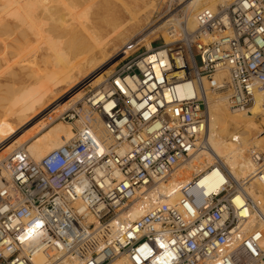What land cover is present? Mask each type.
Masks as SVG:
<instances>
[{
	"label": "built area",
	"instance_id": "built-area-1",
	"mask_svg": "<svg viewBox=\"0 0 264 264\" xmlns=\"http://www.w3.org/2000/svg\"><path fill=\"white\" fill-rule=\"evenodd\" d=\"M179 20V40L150 42L56 113L79 122L66 142L38 161L25 147L3 159L0 264H33L37 251L76 264L121 255L131 264H264V228L249 227L253 201L240 184L207 195L188 184L172 204L159 193L197 149L208 98L225 89L242 112L264 87V0L203 8L192 30ZM249 158L264 176V150ZM136 205L142 213L130 219Z\"/></svg>",
	"mask_w": 264,
	"mask_h": 264
},
{
	"label": "bare ground",
	"instance_id": "bare-ground-1",
	"mask_svg": "<svg viewBox=\"0 0 264 264\" xmlns=\"http://www.w3.org/2000/svg\"><path fill=\"white\" fill-rule=\"evenodd\" d=\"M164 1L118 0L123 7L120 11V6L112 0H0V185L1 177H7L2 161L11 151L25 147L30 157L38 161L72 137L71 124L53 123L52 118L59 110L81 100V92L74 88L81 78L99 72L111 53L124 47L122 53L130 51L136 43L150 49L149 38L155 30L149 27L143 30L139 34L147 30L143 40L144 35L134 43L132 38L155 19ZM186 1L177 9H169L165 21L156 25L163 44L179 40L181 28L176 13L181 8L185 28L192 30L200 9L215 11L233 0ZM77 36H82L84 42L75 48L70 42L78 39ZM225 75L216 77L221 79ZM92 77L98 84L103 75L99 72ZM4 83L9 85L3 87ZM208 104L204 137L192 155L178 163L167 181L159 184L162 201L175 203L180 189L188 184L194 193L201 189L207 195L219 191L223 183L233 181L253 201L249 227L264 228V176L254 174L253 164L246 155L250 147L264 149V87L255 92L242 112L229 108L225 89L209 97ZM85 115L87 111L83 108L82 118ZM93 117L94 129L101 135V120L96 115ZM238 127H242L239 133L235 132ZM254 132L257 136L250 143L248 138ZM141 213V206H134L130 219ZM31 261L76 264L59 254L48 256L41 251L35 252ZM107 264L131 262L121 255Z\"/></svg>",
	"mask_w": 264,
	"mask_h": 264
},
{
	"label": "rangeland",
	"instance_id": "rangeland-1",
	"mask_svg": "<svg viewBox=\"0 0 264 264\" xmlns=\"http://www.w3.org/2000/svg\"><path fill=\"white\" fill-rule=\"evenodd\" d=\"M120 1V0H119ZM188 1H191L192 3H193V1L192 0H188ZM112 2L116 5V6H120V8H119V10L120 11H122L123 10V7H121V5H120V2H118V0H112ZM185 2H187L186 0H165L164 2H163V4H162V6H161V8H160V10H159V12H158V14L156 15V17H155V19L152 21V22H150L146 27H144L143 29H141L137 34H135L134 36H133V42H131L132 41V39H131V43H134V41H136L137 40V38L139 39L142 35H144L145 34V32L147 31H145L144 33H142V35H140L139 36V34L143 31V30H145V29H147L148 27H149V29H153V30H155L156 32L151 36V38H150V42H151V45L152 46H157V45H159L161 42H162V39H161V36H160V33L159 32H157V30H156V25H158V24H160L161 22H163V21H165V17H164V15L168 12V10L169 9H171V10H174V9H177V8H179L181 5H183ZM192 3H191V5H192ZM201 10V9H200ZM181 12H182V8L176 13V15L178 16V18L179 19H182L183 18V15L181 14ZM161 17V18H160ZM173 24H175V23H173ZM178 27V26H177ZM80 28V27H79ZM78 29V28H77ZM81 29V28H80ZM148 29V30H149ZM81 32H83V31H81ZM146 35H144L143 37H142V40H143V38L145 37ZM32 37H34V36H32ZM31 37V38H32ZM78 37V39H76V37L75 38H73V40H75V41H73V42H70L71 43V46L73 47V45H74V47L75 48H77V47H79V45L81 46V42L83 41L84 42V40H83V38H82V36H77ZM148 37V36H147ZM73 44V45H72ZM123 49H125V47L123 48ZM122 49V50H123ZM122 50H120L119 52L117 51L116 53H111L110 55V57L108 58V60L102 65V68H100V70H99V72H102V75L103 76H105L106 74H109V73H111L122 61H124L125 59H127V58H130V57H132V56H134V55H136V54H139V53H141V52H143L144 50H145V46L143 45V43H136V45L134 46V48L133 49H131L130 51H125L124 53H122ZM62 64H66L65 62L63 63L62 62ZM104 71V72H103ZM97 70L96 71H94L93 73H90L87 77H84V78H81V81H80V83H78L77 85H76V88H74V91H75V89H76V92L77 91H80L81 92V96H83V94H84V92L85 91H87L88 89H90L92 86H93V84H95L96 85V83L93 81V77L92 76H94L95 75V73H99ZM9 84H7V83H4L3 84V87H7ZM73 92V91H72ZM7 96V95H6ZM5 96V97H6ZM61 100H59V101H57L54 105H56V104H58L59 102H60ZM69 103V102H68ZM53 105V106H54ZM47 112V111H46ZM43 114H45V113H43ZM42 114V115H43ZM53 120V119H52ZM54 122L53 123H56V122H58V121H61V122H68L69 124H71L70 125V127H72V131H74V129L76 128V127H78L79 126V122L78 121H71V120H53ZM257 122L259 123V120H257ZM31 125H29L28 127H30ZM240 128V129H239ZM241 128L242 127H238V128H236L235 129V132H237V133H239L240 131H241ZM27 129V128H26ZM256 132H254V134L252 135V136H250L249 138H248V141L250 142H252L253 141V139H255L256 138ZM204 137V136H203ZM22 140H24V138L22 139ZM250 142V143H251ZM251 149H254V148H252V147H250ZM250 149V150H251ZM257 149H261V150H264L261 146L260 147H258ZM249 150V151H250ZM249 151H247L246 150V155L247 156H249ZM194 177V175L192 176V178ZM233 182V181H232ZM181 184H184V183H181ZM245 184H247V183H245Z\"/></svg>",
	"mask_w": 264,
	"mask_h": 264
},
{
	"label": "crops",
	"instance_id": "crops-1",
	"mask_svg": "<svg viewBox=\"0 0 264 264\" xmlns=\"http://www.w3.org/2000/svg\"><path fill=\"white\" fill-rule=\"evenodd\" d=\"M151 38V37H150ZM150 38H149V40H150Z\"/></svg>",
	"mask_w": 264,
	"mask_h": 264
}]
</instances>
